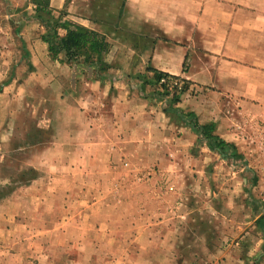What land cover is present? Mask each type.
I'll use <instances>...</instances> for the list:
<instances>
[{
    "label": "crops",
    "instance_id": "0c3cea01",
    "mask_svg": "<svg viewBox=\"0 0 264 264\" xmlns=\"http://www.w3.org/2000/svg\"><path fill=\"white\" fill-rule=\"evenodd\" d=\"M50 7L102 35L110 49L101 56L105 72L86 83L91 94L64 108L63 120L75 124L67 123L73 129L64 134L65 144L53 147L60 159L39 169L34 183L40 189L28 192L31 207H56L64 215L51 226L58 238L47 242L76 249L84 259L105 238L148 252L173 246L168 234L149 235L147 226L129 219L128 225L107 224L113 234L104 237L99 221L142 212L143 183L124 172L123 163L141 170L150 150L194 146L196 133L180 114L213 126V134L234 147L245 123L264 115V0H50ZM155 73L185 85L173 112L152 98ZM85 182L92 188H77ZM82 215L90 217V232L78 225L70 230Z\"/></svg>",
    "mask_w": 264,
    "mask_h": 264
},
{
    "label": "rangeland",
    "instance_id": "374dc122",
    "mask_svg": "<svg viewBox=\"0 0 264 264\" xmlns=\"http://www.w3.org/2000/svg\"><path fill=\"white\" fill-rule=\"evenodd\" d=\"M62 20L75 23L72 16ZM44 34L32 0H0V264H264L263 160L250 144V121L240 129L241 145L227 149V157L196 134L192 147L182 142L174 152L148 151L151 161L141 170L123 163L124 172L143 183L142 212L125 211L129 217L111 222L113 216H104V237L113 234L107 224L128 225L129 219L147 226L149 235L168 234L173 246L148 252L135 244L113 246L105 238L84 259L76 249L47 242L58 238L51 226L64 215L56 207H31L28 192L40 189L34 183L39 169L60 159L53 147L65 144L64 134L73 129L67 123L75 124L63 120L64 108L70 111L75 97L91 94L86 83L96 74L52 60L40 39ZM152 94L169 112L170 100L158 89ZM180 115L189 125L187 114ZM79 185L82 191L92 188ZM89 219L77 216L69 229L86 226L90 232Z\"/></svg>",
    "mask_w": 264,
    "mask_h": 264
},
{
    "label": "trees",
    "instance_id": "16d2710c",
    "mask_svg": "<svg viewBox=\"0 0 264 264\" xmlns=\"http://www.w3.org/2000/svg\"><path fill=\"white\" fill-rule=\"evenodd\" d=\"M34 5V18L45 29V34L40 37L41 41L47 45L49 57L68 66L78 65L83 72H93L100 77L105 72V67L101 61V56L107 54L110 49L109 43L99 33L85 28L77 23L62 20L66 15L59 12L56 17L55 11L50 7V0H32ZM155 85L160 77H171L162 73H155ZM185 85L182 86V91ZM159 96L158 94H156ZM162 96V95H161ZM179 94L172 97L168 104V110L174 111V105L178 103ZM190 126L200 139L205 140L210 148L223 157L226 156L227 149H234V146L225 143L213 134V126L198 125L192 115Z\"/></svg>",
    "mask_w": 264,
    "mask_h": 264
},
{
    "label": "built area",
    "instance_id": "2783aa9c",
    "mask_svg": "<svg viewBox=\"0 0 264 264\" xmlns=\"http://www.w3.org/2000/svg\"><path fill=\"white\" fill-rule=\"evenodd\" d=\"M182 86V82L174 77L162 76L157 82V88L166 100H171L172 97L177 96L182 91ZM250 122L254 126L250 135V144L258 152L259 158L263 160L262 173L264 177V115Z\"/></svg>",
    "mask_w": 264,
    "mask_h": 264
}]
</instances>
